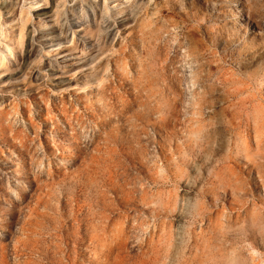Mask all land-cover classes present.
<instances>
[{
	"label": "rangeland",
	"instance_id": "obj_1",
	"mask_svg": "<svg viewBox=\"0 0 264 264\" xmlns=\"http://www.w3.org/2000/svg\"><path fill=\"white\" fill-rule=\"evenodd\" d=\"M56 1L17 43L0 0V264H264V0H110L29 56Z\"/></svg>",
	"mask_w": 264,
	"mask_h": 264
},
{
	"label": "bare ground",
	"instance_id": "obj_2",
	"mask_svg": "<svg viewBox=\"0 0 264 264\" xmlns=\"http://www.w3.org/2000/svg\"><path fill=\"white\" fill-rule=\"evenodd\" d=\"M25 1V0H24ZM31 6L37 5L40 0H27ZM110 0H72L71 4H66L67 2H70V0H62L61 1H56L54 3V8L55 12L52 10L49 14H46L44 12L38 13V23L33 24V27L31 30L28 32V40H29V48L27 50V53L29 56H31L36 48V45L34 44V41L36 39L40 38H47L45 42H58L62 39H67L68 38V33L69 32H75L74 27L76 24L81 25V32L84 33L83 35H77L76 39L71 41V44L69 46V49L72 50H78L81 48V51H85L86 48H88V44L90 39L92 38V30L93 28L98 27L97 30H102L105 28L107 31V34H115V29L118 28L120 25L124 24L125 22H129L130 19L127 17L126 20L122 19V23L120 20H117V18L113 19L112 21H109V17L111 15V9L108 7V2ZM116 8L117 12L121 11L124 7L127 6L128 14L129 17L133 18L134 16L137 15V10H139V7L142 8H147L151 4V0H132L131 1H123V0H117ZM155 2V0H153ZM2 8L4 11L8 14V17L6 20L12 24L11 26H14V20H16L17 23V28L16 31L17 33L14 35L8 37V41H11L13 39H16L17 43L21 42L22 38V31H23V25H24V20L25 18V10H24V2L20 3V0H5L2 4ZM58 7H61L62 10H58ZM79 8V11L83 14V17L77 13V9ZM70 11V13L68 12ZM60 12H63L65 18H63V21L58 22L56 20V17L58 19V15ZM99 15L100 17L104 18V23L105 26H102L96 22V16ZM71 16V18H70ZM52 22L55 24V26H48L47 28H42L41 26L45 22ZM35 25V26H34ZM6 27H4L1 30V33L3 35H6ZM14 30H12L13 32ZM3 45H9L7 41H4ZM70 50V51H72ZM117 51H120V48L116 49ZM56 52V51H55ZM2 54V53H1ZM71 54H74L72 52ZM10 61V60H9ZM1 62V61H0ZM54 62H57V67L63 68V65L58 63V60H48V64L50 65L49 67L53 68L54 67ZM12 66L17 69L19 67V55L15 57V61H11ZM21 66V65H20ZM52 70V69H51ZM202 78V77H201ZM200 80V79H199ZM9 88V85L7 86ZM172 102L170 104V107L173 109L172 112L174 111L177 103V97L172 96ZM15 171L18 173L19 172V166H16ZM205 259V257H204ZM203 259V260H204ZM196 261V260H195ZM194 262V261H193Z\"/></svg>",
	"mask_w": 264,
	"mask_h": 264
}]
</instances>
